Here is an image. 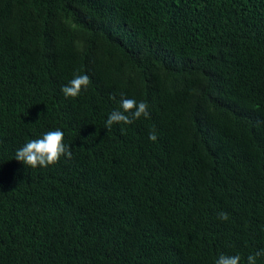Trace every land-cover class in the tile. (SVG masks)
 Returning a JSON list of instances; mask_svg holds the SVG:
<instances>
[{"label":"trees","instance_id":"1","mask_svg":"<svg viewBox=\"0 0 264 264\" xmlns=\"http://www.w3.org/2000/svg\"><path fill=\"white\" fill-rule=\"evenodd\" d=\"M121 94L149 116L109 129ZM57 129L71 159H16ZM260 250L264 0H0V264H248Z\"/></svg>","mask_w":264,"mask_h":264},{"label":"clouds","instance_id":"2","mask_svg":"<svg viewBox=\"0 0 264 264\" xmlns=\"http://www.w3.org/2000/svg\"><path fill=\"white\" fill-rule=\"evenodd\" d=\"M91 83L90 77L87 74L75 75L68 85L62 87L61 91L65 97L75 98L80 95L81 91L86 89ZM120 107L123 111L113 110L108 120L106 127L109 129L114 123L131 124L134 120L141 116L148 117V103L134 99H129L121 94ZM149 139L157 140V134L153 130L149 134ZM61 156H66L71 159L72 153L70 147L64 143V133L57 129L55 131L46 132L42 138L33 139L27 142L21 149L17 150L16 159L22 161L33 168L37 166L47 167L59 161ZM219 218L222 220L228 219L226 212H220ZM264 255V250H260L255 255L247 257L248 264H256V257ZM241 257L239 255L226 256L221 255L216 261V264H240Z\"/></svg>","mask_w":264,"mask_h":264}]
</instances>
